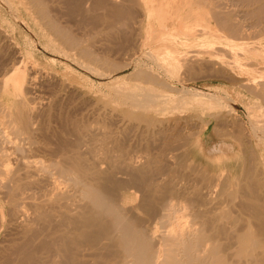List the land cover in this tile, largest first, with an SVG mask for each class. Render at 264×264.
Returning <instances> with one entry per match:
<instances>
[{
	"label": "bare ground",
	"instance_id": "1",
	"mask_svg": "<svg viewBox=\"0 0 264 264\" xmlns=\"http://www.w3.org/2000/svg\"><path fill=\"white\" fill-rule=\"evenodd\" d=\"M199 1L201 0H198V3ZM228 1L230 2L227 3ZM234 1L236 0L222 2L224 5H221V8L219 6L220 10L213 7L212 12L209 10L211 16L215 12L214 18L211 19H215V26L219 25V29L221 28L219 31L224 33L228 47H237L238 41L240 43L254 40L255 30L258 36H264V0H246L248 4L262 3L259 8L261 16L250 24L245 18H237L238 15L233 13ZM20 2L27 6V13L33 16L42 28L48 39L46 47L51 49L54 55L77 64L81 70L97 75L103 80L112 78L113 72L117 75L122 67L119 68V64L113 62L112 57L128 53L135 42L134 35L143 30V24L148 18L150 20L158 14L160 26L168 27L164 18L166 10L157 0ZM208 4L209 2L201 5ZM178 26L185 35L194 32L192 23H181ZM177 28L173 25L171 31L175 32ZM99 36L101 41L106 42L102 52L97 46ZM244 42L240 45L245 50L252 51V47ZM253 49L255 52L264 50V43ZM169 51L171 57L177 52ZM17 61L16 59L15 64L9 65V68L1 66L0 90L2 88L6 92L11 84L16 91H24L32 98L22 99L24 110L17 115L6 110L7 113H0V235L7 232V238L0 245L1 264H40L38 259H64L60 264H264V195L260 193L264 187V178H260V175H264V171L259 170L260 165L264 170V161L260 162L252 151L247 153L244 174L247 185L239 186L235 193L239 199L241 196V200L236 203L241 216H234L232 227L228 229L223 220L230 219L233 215L222 211L225 190L220 188V184L209 187L204 179L198 193L191 194L190 187L185 185H181L173 193L168 182L162 185L154 184L156 173L150 171L149 160L139 154H131L126 149L125 139L121 135H111L113 132L109 130L97 136L93 122L89 119H78L77 116L67 113L52 118L56 126H49L44 118L47 109L39 106L38 95L46 84L55 79L50 74L32 67H29L31 73L27 79ZM155 61L157 62L156 59ZM100 64H103L101 67L107 66L110 69L102 72ZM130 65L131 63L126 64V67ZM134 75L140 80L136 81L146 83L145 86L155 84L167 87L165 80H161V76L149 67H138ZM182 79L179 81L182 82ZM136 84L138 83L135 82ZM257 84L262 86L264 95V76ZM135 90H115L113 94L118 99L116 103L120 100L124 106L127 104L133 108L145 109L156 105L158 100L163 98L154 90ZM199 94L202 96L204 92L196 89L195 95ZM263 95L257 94L260 98ZM210 96L216 103H223L222 97ZM36 98L39 101L37 103ZM50 98H46L47 101ZM178 104H174L175 108ZM254 125L251 123V128L254 129ZM252 132L255 133L253 130ZM98 143H113L122 152L121 159L110 165L108 156L98 155L99 157L95 158ZM174 157L170 158L160 172L169 171L171 165L180 166L187 163L183 154ZM118 174L122 175V178L118 177ZM120 191L129 194L119 200ZM127 200L137 201V204L127 208ZM216 201L215 210L218 212L213 219L208 217L211 210L207 206L215 204ZM137 210L146 216L139 217V214L135 213ZM186 217L191 220L188 227H183L182 220ZM159 229L162 230L160 233ZM225 235L227 244L224 243ZM7 240L11 243L6 247L3 243ZM49 263L57 264L55 261Z\"/></svg>",
	"mask_w": 264,
	"mask_h": 264
},
{
	"label": "rangeland",
	"instance_id": "2",
	"mask_svg": "<svg viewBox=\"0 0 264 264\" xmlns=\"http://www.w3.org/2000/svg\"><path fill=\"white\" fill-rule=\"evenodd\" d=\"M192 1L194 0H190L191 3ZM196 1L192 4L190 3V6L189 0L188 2L187 0H157L158 4L166 10L164 18L168 27L163 28L160 26V17L158 14L150 20L148 18L143 24V30L134 35L135 42L128 53L126 55H115L112 57L113 62L119 64V68L122 67L123 69H119L117 75L116 72H113L112 78L103 80L97 75L89 74L81 70L77 64L75 65L71 61V63L67 62L57 54L54 55L51 49L46 47L48 39L42 28L37 24L38 22L34 17L27 13V6L21 3L20 0H8V2L7 0H0V57L4 55L0 58V68L1 66L3 68L11 67L17 59L19 61V68L27 79L31 73L29 67L35 68L36 70L40 69V71L53 76L55 80L46 84L45 88L40 92L42 95L39 93L38 97L40 98V102L38 98L35 99L37 100L36 103H40L39 106L42 105L41 107L44 106L47 109L45 110L47 112H45L44 118L49 123V126L52 128L56 126L52 118L59 116L61 113V115L67 113L77 116L78 119H89V121L93 122L97 136L109 130L113 132L111 135H121L125 139L126 149L131 154H139L149 160L150 171L156 173L154 176V184L162 185L168 182L169 186L172 187L171 191L173 193L178 190V187L180 188L181 185H185L190 187L189 192L191 194L200 191L199 189L203 186L202 182L204 179V182L206 181L209 187L220 184V188L225 190L223 195L225 204L222 211L233 215V218L230 217V219L223 220L226 228L230 229L233 224L231 222L235 219L234 216L237 218L241 216L236 204L241 200V196L239 193V199L235 196V193L236 188L238 189L239 186L246 187L247 185V180L244 175L247 153L252 151L260 162L264 161V95L262 86L257 84L258 80L264 76V50H257L255 52L253 49L260 46V43H264V36H258L255 30L253 35L256 34V38L254 40L241 41L252 47V51L250 52L245 50L239 41L236 42L238 44L237 47H228L223 37L224 33L219 31L221 28L219 29V25L215 26L217 24L215 19H211L212 17L214 18L215 12H213L212 16L209 15L211 14L209 10L212 7L213 9L218 8L220 10L221 5H224L221 3L226 0H211V3L210 0H201L199 3L198 0ZM212 1L219 3L214 4ZM208 2L209 4L207 6H202ZM173 4L175 5L173 6ZM142 5L143 3H141ZM261 5V2L248 4L246 0H236L232 2L233 9H231L232 11L234 10L233 13L235 15H238L236 16L237 18H245L244 20L250 24L261 16L259 12ZM206 7H210V9ZM145 11L146 13L148 12L147 8ZM194 17L197 18L194 19ZM181 23H192L194 25L192 35L182 33L183 30L178 26ZM173 25L175 28L178 27L175 32L171 31ZM220 37H223V39H219ZM100 38L101 36L97 39V46L99 51L101 50L102 52V47L106 46L104 45L106 42L101 41ZM146 44L147 46H145ZM169 50H177V52L171 57ZM16 53L20 55V58ZM165 53H169V55ZM22 57L23 59H21ZM152 57L154 58L152 59ZM125 63H131V65L126 67ZM101 65L103 64H100L102 72L110 69L107 66L101 67ZM138 67L151 68L161 76V80H165L167 87L169 85L173 90H169V87L167 89L164 85L149 84L145 86L146 83L142 81L141 83L138 82L140 80L134 75ZM113 70L112 68L111 71ZM183 73L187 75H183ZM180 76L185 78L182 79ZM82 77L84 80H82ZM180 79H182V82L179 81ZM135 82L138 84L135 85ZM141 84L144 85L142 86ZM64 87L69 90H66ZM123 88L130 91L143 88L144 90H154L165 99H159L156 105H151L145 109L133 108L127 104L124 106L120 100L119 103H116L118 99L113 94L115 90L117 91ZM196 89H199L202 93L204 92V95H202L204 97L200 94L198 96L195 95ZM257 94H262L263 97L260 98ZM52 95L55 96L53 97ZM210 95L222 97L223 103H216ZM29 96L31 95H27L24 91H16L11 84L8 86L6 92L1 88L0 113H7L5 110L15 115L21 113L24 110L22 99L29 100L32 98ZM46 98H50L48 100L50 103ZM174 101L178 102L174 103ZM231 101L233 105H231ZM174 104H178L177 108H175ZM228 112L230 113L228 114ZM251 123L252 126L255 124L254 129L251 128ZM252 135H256L257 137ZM63 136L70 137L68 135ZM99 144L100 147H98ZM179 154L185 156V159H187L186 164L180 166L171 165L169 171L165 173L160 172V169L167 164L171 157H176ZM98 155L100 157L104 155L110 157L108 164L111 165L121 159L122 152L113 143L104 145L98 143L96 144L95 158H98ZM262 167L260 165L259 170L264 171ZM118 175V177L122 178V175ZM260 178L263 179L264 175H260ZM260 193L264 195V187L260 190ZM128 194L129 192L120 191L119 200H123L122 197ZM126 202H128L126 203L127 208H132L137 204V201L129 202L127 200ZM216 203L217 201L215 204L207 206L211 210L208 217L213 219H215L214 217H216L218 212L215 210V207H217ZM135 213L137 215L139 214V217L146 216L140 210H137ZM190 220L191 218H184L182 220V226L188 227ZM197 220L199 221L200 219ZM160 231L162 230L159 229L158 233ZM6 233L3 232L0 235V245L7 238L5 236ZM10 243L7 240L3 244L7 247ZM224 243H228L227 235H225ZM38 260H40V264H50L49 261H55V263L60 264L64 259ZM1 262L2 259H0V264Z\"/></svg>",
	"mask_w": 264,
	"mask_h": 264
}]
</instances>
